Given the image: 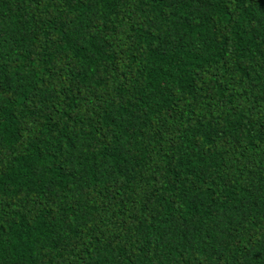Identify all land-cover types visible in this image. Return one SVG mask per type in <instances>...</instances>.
Instances as JSON below:
<instances>
[{"label":"trees","instance_id":"1","mask_svg":"<svg viewBox=\"0 0 264 264\" xmlns=\"http://www.w3.org/2000/svg\"><path fill=\"white\" fill-rule=\"evenodd\" d=\"M0 264H264V0H0Z\"/></svg>","mask_w":264,"mask_h":264}]
</instances>
